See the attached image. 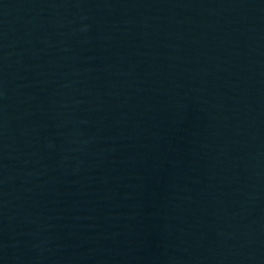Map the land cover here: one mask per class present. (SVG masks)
I'll return each instance as SVG.
<instances>
[{
    "label": "water",
    "instance_id": "1",
    "mask_svg": "<svg viewBox=\"0 0 264 264\" xmlns=\"http://www.w3.org/2000/svg\"><path fill=\"white\" fill-rule=\"evenodd\" d=\"M0 264H264V0H0Z\"/></svg>",
    "mask_w": 264,
    "mask_h": 264
}]
</instances>
